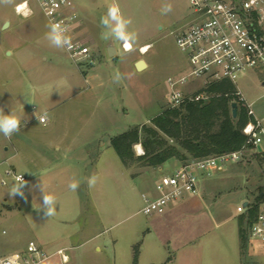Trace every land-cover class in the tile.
<instances>
[{
	"label": "rangeland",
	"instance_id": "rangeland-1",
	"mask_svg": "<svg viewBox=\"0 0 264 264\" xmlns=\"http://www.w3.org/2000/svg\"><path fill=\"white\" fill-rule=\"evenodd\" d=\"M22 1L0 3V106L22 117L18 133L11 138L0 133V217L8 205L18 208L11 220L0 219L1 239L11 238L17 246L8 253L64 227L74 246L69 264H109L112 257L117 264L130 246L131 256L142 248V263L164 257L169 264H264V247L246 237L241 252L237 234V218L264 185L263 152L252 147L240 161L200 176L187 210L159 222L141 212L142 195L154 194L159 176L170 174L178 161L155 167L135 161L125 168L110 145V138L132 125L148 124L168 106L166 78L188 67L173 37L190 22L187 0H117L137 40L126 52L112 39V57L105 48L111 41L102 37L106 29L100 25L112 0H73L82 19L76 35L90 52L81 62L50 45L49 23L35 0H27L29 15L15 13ZM166 4L172 5L169 13L163 11ZM4 21L8 24L2 27ZM145 44L147 50L140 53ZM138 59L147 66L137 71ZM117 73L121 79L114 83ZM62 79L68 86L57 90ZM235 83L255 116L263 117L264 64L240 72ZM45 111L49 120L40 124L35 112ZM4 169L25 177L24 197L8 195L16 181ZM91 175L98 180L89 188ZM73 179L80 184L76 191L68 188ZM42 187L57 198L54 216L39 210ZM96 244L99 253L93 251Z\"/></svg>",
	"mask_w": 264,
	"mask_h": 264
},
{
	"label": "built area",
	"instance_id": "built-area-1",
	"mask_svg": "<svg viewBox=\"0 0 264 264\" xmlns=\"http://www.w3.org/2000/svg\"><path fill=\"white\" fill-rule=\"evenodd\" d=\"M35 1L49 25L61 22L68 27L67 34L71 36L73 48L65 50L67 56L73 62L86 60L90 52L76 35L81 22L78 15L68 9L69 0ZM187 3L190 22L175 31L173 37L188 67L166 78L168 106L178 107L186 101H206L210 97L205 90L207 85L229 81L235 87L238 101L247 107L248 114L254 119L242 127L246 143L264 153V123L255 116L251 104L246 103L235 83L240 72L264 64V0H187ZM21 4L18 12L17 6ZM23 5L24 1L17 4L15 13L24 15L30 9L28 3L26 8ZM147 48L148 45H143L139 52L144 53ZM136 150L137 154H143L140 145ZM246 150L242 146L236 151L180 162L170 174L157 179L154 194L142 195L141 212L149 216L162 214L170 203L186 194L196 193L200 176L221 169L226 162L240 161ZM3 173L12 175L14 180L17 176H23L10 169H4ZM1 183H5L3 179ZM246 237L248 241H257L264 247V196L258 202L256 214L246 229ZM25 251L1 257L0 264H35L46 257L33 240L27 242Z\"/></svg>",
	"mask_w": 264,
	"mask_h": 264
},
{
	"label": "trees",
	"instance_id": "trees-1",
	"mask_svg": "<svg viewBox=\"0 0 264 264\" xmlns=\"http://www.w3.org/2000/svg\"><path fill=\"white\" fill-rule=\"evenodd\" d=\"M205 90L210 97L203 102L186 101L178 107H165L149 120V123L132 125L110 138V145L127 168L138 161L147 166H159L169 159L184 162L228 153L245 146L246 135L242 127L253 121L247 107L238 101L235 87L229 81L212 82ZM235 101L236 115L230 112V103ZM139 144L143 154L135 155L133 146ZM264 162V158L262 159ZM261 162V161H260ZM264 196V185L246 207L245 213L237 218V234L240 251L246 239V229L252 222L257 204ZM242 254V253H241ZM137 257L134 252L133 262Z\"/></svg>",
	"mask_w": 264,
	"mask_h": 264
},
{
	"label": "clouds",
	"instance_id": "clouds-1",
	"mask_svg": "<svg viewBox=\"0 0 264 264\" xmlns=\"http://www.w3.org/2000/svg\"><path fill=\"white\" fill-rule=\"evenodd\" d=\"M13 0H0V3H12ZM24 8L27 7V0H24ZM21 10V6H17V11ZM30 9L24 12V15L27 16L30 14ZM165 13L172 11V5L166 4L163 8ZM132 21L130 18H125L121 12L120 6L117 0H112L109 4L106 15L100 18V25L106 29L102 33V37L106 40L115 39L120 41L123 49L126 52L133 50V46L137 40V34L133 31H129V26ZM49 30L46 33V39L51 46L70 51L73 48L71 36L67 33L69 29L66 25L61 22H53L48 26ZM121 79L119 73H117L113 82L118 83ZM67 81L61 80L57 82L56 89L59 90L61 87H67ZM23 110V105H22ZM36 119L40 124H45L49 120V114L45 111L43 114L37 115L35 112ZM27 123V120H23V125ZM22 125V117L17 115L11 108L8 113H5L4 106H0V133L6 138H11V136L20 131ZM16 183L10 188L8 195L12 198L16 196H25L24 189L28 186V182L23 179V176L15 177ZM98 177L96 175H91L87 178V183L89 188L94 187L97 183ZM79 181L73 179L69 182L68 188L71 191H76L79 188ZM42 191V204L39 207V210H42L46 217H51L56 214L57 211V198L54 194L46 193L41 188Z\"/></svg>",
	"mask_w": 264,
	"mask_h": 264
},
{
	"label": "crops",
	"instance_id": "crops-1",
	"mask_svg": "<svg viewBox=\"0 0 264 264\" xmlns=\"http://www.w3.org/2000/svg\"><path fill=\"white\" fill-rule=\"evenodd\" d=\"M72 2H73V0H69L68 9L70 11H74L76 13V10L73 7ZM79 19H80V22L82 23L81 17ZM108 41H111V43L113 42L112 39H108ZM106 45H107V42H106ZM106 45H105V48H106ZM145 45H148V44H145ZM144 62L146 63L145 60H144ZM146 66H147V63H146ZM195 83L197 84L198 81H195ZM257 118L261 119L262 123H264V116L263 117H257ZM4 149L6 150L7 148L5 147ZM179 164H180V161H178V165ZM193 197H195V193L194 194H186L182 198L170 203L162 214H155V215H151V216L157 218L156 220H158L159 222H163V221H167V220L170 221L171 218L177 217L178 215H182L187 210L188 201L190 199H192ZM17 210H18L17 206L8 205L7 208L5 209V212L0 217V219H3V220L4 219H6V220L10 219L11 220L13 218L14 214H16L18 212ZM72 214H75V213L72 212ZM65 221L66 220H63V222H65ZM74 232H76V231H74ZM3 233H4V229H1L0 230V258L5 257V256H7L13 252H19V251L22 252V250H25L26 247L22 248V249L18 248L19 250L17 249L11 253H8L9 249H16L15 247H17V246L11 245V242H12L11 238H5V239L2 238L1 239V234H3ZM137 235H139V234H137ZM71 237H72V233H68L67 231L64 230V227H61V228L55 230L54 233L52 232V234H50V238L49 237L47 239L42 238L38 242V245L41 248V250L46 254V257L41 259L39 262H37L35 264H69L73 255H70V253L68 251H70L74 247L72 245V241L70 239ZM52 238H53V240H50ZM30 240H32V239H30ZM30 240H28V241H30ZM112 241H113V245H114L116 240L114 239ZM168 241L169 240L167 238L166 242H168ZM184 244H186V243H184ZM163 246H164V244H163ZM58 250H60L61 252L59 253ZM129 250L130 251L128 253H126V255H123V256L120 255L117 264H169L171 262V260H168V258L165 259L164 257H162L159 260H151L150 259V260H146L142 263L141 257H140V251H142V248L137 252L136 260H135V262H133V256H131V253H132L131 252L132 251L131 246L129 247ZM93 251L99 253V252H101V247L96 244L93 246ZM89 263H91V262H89ZM255 263L263 264L261 262H255ZM91 264H93V263H91ZM109 264H116V258L112 257L110 259ZM228 264H230V263H228Z\"/></svg>",
	"mask_w": 264,
	"mask_h": 264
},
{
	"label": "water",
	"instance_id": "water-1",
	"mask_svg": "<svg viewBox=\"0 0 264 264\" xmlns=\"http://www.w3.org/2000/svg\"><path fill=\"white\" fill-rule=\"evenodd\" d=\"M8 21H4L2 27L7 26ZM106 53L109 57H112L115 55L116 50L114 48V46L112 45V43H107L106 45ZM146 67V63L144 62L143 59H138L134 62V68L138 71V70H142ZM236 106L237 103L235 101H232L230 103V112H231V116L234 118L236 115ZM246 203V202H245ZM244 203V204H245Z\"/></svg>",
	"mask_w": 264,
	"mask_h": 264
},
{
	"label": "bare ground",
	"instance_id": "bare-ground-1",
	"mask_svg": "<svg viewBox=\"0 0 264 264\" xmlns=\"http://www.w3.org/2000/svg\"><path fill=\"white\" fill-rule=\"evenodd\" d=\"M20 6L22 7V4ZM143 50H145V47H143Z\"/></svg>",
	"mask_w": 264,
	"mask_h": 264
}]
</instances>
